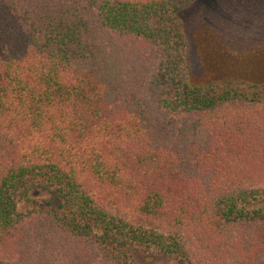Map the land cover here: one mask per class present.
Wrapping results in <instances>:
<instances>
[{
    "label": "trees",
    "instance_id": "1",
    "mask_svg": "<svg viewBox=\"0 0 264 264\" xmlns=\"http://www.w3.org/2000/svg\"><path fill=\"white\" fill-rule=\"evenodd\" d=\"M196 2L0 0V264H264V81H191Z\"/></svg>",
    "mask_w": 264,
    "mask_h": 264
},
{
    "label": "rangeland",
    "instance_id": "2",
    "mask_svg": "<svg viewBox=\"0 0 264 264\" xmlns=\"http://www.w3.org/2000/svg\"><path fill=\"white\" fill-rule=\"evenodd\" d=\"M189 9L184 15L192 82L239 77L241 72L247 80L264 81V0H197ZM247 62L262 71L250 74ZM25 206L20 201L19 208Z\"/></svg>",
    "mask_w": 264,
    "mask_h": 264
}]
</instances>
